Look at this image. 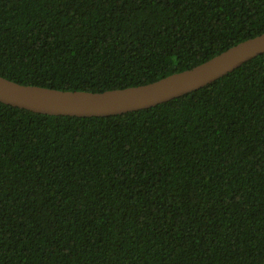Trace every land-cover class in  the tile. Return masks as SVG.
<instances>
[{
	"label": "trees",
	"instance_id": "1",
	"mask_svg": "<svg viewBox=\"0 0 264 264\" xmlns=\"http://www.w3.org/2000/svg\"><path fill=\"white\" fill-rule=\"evenodd\" d=\"M264 33V0H0V75L104 92ZM0 264H264V54L154 107L0 102Z\"/></svg>",
	"mask_w": 264,
	"mask_h": 264
},
{
	"label": "water",
	"instance_id": "2",
	"mask_svg": "<svg viewBox=\"0 0 264 264\" xmlns=\"http://www.w3.org/2000/svg\"><path fill=\"white\" fill-rule=\"evenodd\" d=\"M264 54V33L210 60L146 85L104 92L24 85L0 75V102L50 116L106 117L154 107L198 90Z\"/></svg>",
	"mask_w": 264,
	"mask_h": 264
}]
</instances>
